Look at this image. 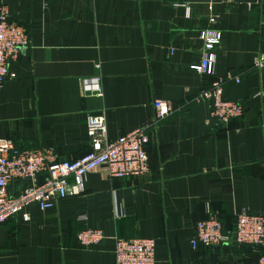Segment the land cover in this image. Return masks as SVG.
<instances>
[{
	"label": "crops",
	"instance_id": "obj_1",
	"mask_svg": "<svg viewBox=\"0 0 264 264\" xmlns=\"http://www.w3.org/2000/svg\"><path fill=\"white\" fill-rule=\"evenodd\" d=\"M2 5L26 28L29 45L9 64L15 78L0 88V138L77 158L89 150L85 114L103 111L108 140L146 128L150 171L112 179L102 165L87 174L81 195L45 210L28 205L27 221L19 213L0 226V264H115L114 238L154 239L155 264H256V249L192 247L191 239L207 207L226 229L241 211L264 216V68L252 67L264 55V0ZM204 28L221 32L215 76H240L224 87L225 99L243 103L227 128L210 117L207 102L192 100L210 80L191 68L203 55ZM154 99L174 112L156 120ZM83 228L102 230L106 240L82 247Z\"/></svg>",
	"mask_w": 264,
	"mask_h": 264
},
{
	"label": "built area",
	"instance_id": "obj_2",
	"mask_svg": "<svg viewBox=\"0 0 264 264\" xmlns=\"http://www.w3.org/2000/svg\"><path fill=\"white\" fill-rule=\"evenodd\" d=\"M231 4L234 0H224ZM188 15L189 8H186ZM215 19L210 18L209 23ZM203 45V55L198 64L191 68L198 74L209 77V82L193 96V101H205L209 105L210 117L221 128H227L230 121L243 114L241 101L227 100L223 96L225 85L239 83V74L227 72L215 76V49L221 41L219 30L204 28L199 32ZM29 45L26 28L8 19L6 6H0V88L5 81L15 78L9 64L21 50ZM252 67L264 68V55L253 59ZM95 95L102 96L101 89ZM155 119L162 120L174 112L169 101H152ZM86 136L89 150L80 157L58 159L54 147L23 148L16 146L11 139L0 138V226L11 217L21 213L27 221L29 216L23 210L36 204L40 210L49 209L55 202L79 196L85 190L87 174L104 165L112 179L139 177L147 174L149 158L146 146L149 136L146 128H137L115 140H108L104 112L85 114ZM42 180L39 181V177ZM18 187L16 195H10V186ZM208 217L195 223L192 247H218L225 244L243 245L260 249L256 264H264V216L241 211L235 216L232 229L224 224L207 207ZM82 247L101 245L106 236L100 229L83 228L76 233ZM115 264H155V240L152 238H114Z\"/></svg>",
	"mask_w": 264,
	"mask_h": 264
},
{
	"label": "trees",
	"instance_id": "obj_3",
	"mask_svg": "<svg viewBox=\"0 0 264 264\" xmlns=\"http://www.w3.org/2000/svg\"><path fill=\"white\" fill-rule=\"evenodd\" d=\"M257 254H258V257H259V255L261 254V250L260 249H257Z\"/></svg>",
	"mask_w": 264,
	"mask_h": 264
}]
</instances>
